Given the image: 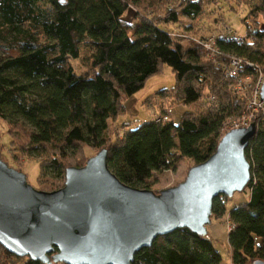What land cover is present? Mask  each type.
Returning <instances> with one entry per match:
<instances>
[{
	"label": "trees",
	"instance_id": "1",
	"mask_svg": "<svg viewBox=\"0 0 264 264\" xmlns=\"http://www.w3.org/2000/svg\"><path fill=\"white\" fill-rule=\"evenodd\" d=\"M142 1L0 0V120L8 125L10 146L39 159L40 177L63 181L67 168L82 167L85 149L105 150L108 169L121 183L146 189L154 174L173 170L180 159L194 165L207 160L224 122L245 113L235 82L207 58V37L194 40L162 28L196 20L214 0H158L164 6L158 14L140 11ZM247 1L243 40L214 38L220 62L234 56L244 63V75L255 78L264 73V23L258 21L264 19V0ZM83 52L85 68L77 73L71 61ZM163 66L174 84L158 94L173 93L193 111L184 110L177 122L149 120L135 128L123 123L125 131L110 137L108 121L122 112V101ZM210 96L213 104L205 100ZM251 123L255 132L244 149L247 200L226 211L220 195L211 207L212 216L226 215L231 226V264L264 261L263 113H254ZM221 262L207 234L182 228L155 238L134 254L132 264ZM0 264L42 263L0 246Z\"/></svg>",
	"mask_w": 264,
	"mask_h": 264
},
{
	"label": "water",
	"instance_id": "2",
	"mask_svg": "<svg viewBox=\"0 0 264 264\" xmlns=\"http://www.w3.org/2000/svg\"><path fill=\"white\" fill-rule=\"evenodd\" d=\"M254 132L253 123L229 130L182 183L159 194L121 183L105 150L67 168L52 192L35 190L0 159V246L42 264H132L137 251L176 229L205 236L213 199L231 197L249 181L244 149Z\"/></svg>",
	"mask_w": 264,
	"mask_h": 264
},
{
	"label": "rangeland",
	"instance_id": "3",
	"mask_svg": "<svg viewBox=\"0 0 264 264\" xmlns=\"http://www.w3.org/2000/svg\"><path fill=\"white\" fill-rule=\"evenodd\" d=\"M209 2V0H208ZM207 3V0H206ZM160 2L158 0H143L140 5V11L151 12L152 14H158L162 12L164 6L159 8ZM138 9V8H136ZM249 10V2L247 0H231L226 3L223 0H214L205 6L204 12L196 20L188 22L182 20L180 26L167 25L163 26L164 30H167L174 34H185L194 40L199 38H205L209 36H217L224 33L226 29L230 33H235L238 38L243 40L244 26L241 23V19L245 17ZM135 11L131 8L125 19L129 21L132 17V12ZM139 11V10H137ZM259 23L262 25L264 19L259 16ZM187 28V29H186ZM180 39V43L185 45L188 41ZM183 40V41H181ZM83 52L81 59L71 61V65L74 70L79 73L85 68V55ZM258 78L255 79L254 75L247 80L250 86L245 85L244 91H238L234 85L232 89L235 97L244 105L245 113L238 117L228 118L220 131V139L226 131L236 126H243L245 123H251L254 119V113H263L264 109L252 110L247 106V103L254 102V91L249 94L250 88L256 85ZM246 83V84H247ZM174 84V77L168 67L163 66L160 73L150 77L144 83V86L133 95L126 97L123 101L122 112L113 120L108 121V129L110 137L120 136L125 130L122 128L123 123H129L131 128H135L143 122L152 120L153 116L167 114L168 119L177 122L184 110L193 111L188 109L183 104L174 98V94H168L165 91L158 94L160 90L169 89ZM248 94L247 101L243 97L244 94ZM162 94V95H161ZM211 97V96H210ZM209 104L214 103L207 99ZM256 115V114H255ZM8 125L4 121L0 120V159L10 168L21 172L26 178V182L35 190L43 192H52L60 189L63 186V181L59 180H47L46 177H40L39 159L35 157H28L22 155L16 146H10V137L7 134ZM96 154V151L85 149L84 159L82 163L84 166L86 160ZM195 166L190 160L183 158L177 163L175 168L170 171H164L154 174L150 180H148L147 190L152 191L154 194H159L161 191L177 186L182 183L190 168ZM46 174L49 172L44 170ZM138 189H144L139 187ZM248 197V190L243 189L241 192L234 193L231 197H226L224 206L226 211L231 210L234 206L246 202ZM229 228V222L227 216L214 217L210 215V222L206 226V234L212 240L215 249L218 251L222 258L221 264H231L230 262V250L227 244L226 235ZM60 264V263H58Z\"/></svg>",
	"mask_w": 264,
	"mask_h": 264
},
{
	"label": "built area",
	"instance_id": "4",
	"mask_svg": "<svg viewBox=\"0 0 264 264\" xmlns=\"http://www.w3.org/2000/svg\"><path fill=\"white\" fill-rule=\"evenodd\" d=\"M218 37L221 39H224V40L233 39V40H236L238 42L242 41L241 38H238V36H236V34L234 32L230 33L228 29H226V31H224V33L219 34ZM202 45L207 51V58L212 60V63L216 67L221 69L224 76L231 78L235 82L234 87L236 90L244 91L245 85L250 86V84L247 83V80L250 77L244 75V71H243V68H244L243 64L244 63L240 59L235 58L234 56H230L226 63L220 62L217 59L218 53H217V48L215 45L214 36H209L208 38L203 40ZM257 78H258L257 84L252 86L250 88V91H249V94L252 90L254 91V102L250 103V101L248 100L249 95L246 93L243 95V97L246 98L247 101H249V103H247V106L250 109H252V110H257V109L263 110L264 109V101H260L259 93H260L261 85L264 81V73H259L257 75V77H255V79H257ZM209 100L212 101L213 97H209ZM152 121H154V122H166V121H169V119L167 117V114L165 113L164 115L159 114V115L153 116ZM248 125H249V123H245L244 127L235 125V127H233L232 129L245 128ZM228 131H226V132H228ZM230 229H231V226L229 225L228 231Z\"/></svg>",
	"mask_w": 264,
	"mask_h": 264
}]
</instances>
